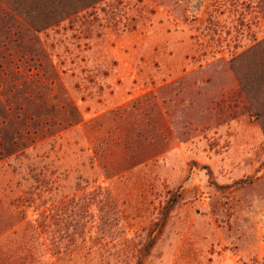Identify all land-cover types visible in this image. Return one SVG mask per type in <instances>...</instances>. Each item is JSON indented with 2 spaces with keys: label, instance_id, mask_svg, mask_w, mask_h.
I'll return each instance as SVG.
<instances>
[{
  "label": "rangeland",
  "instance_id": "374dc122",
  "mask_svg": "<svg viewBox=\"0 0 264 264\" xmlns=\"http://www.w3.org/2000/svg\"><path fill=\"white\" fill-rule=\"evenodd\" d=\"M23 1L76 11L0 0V264H264V107L230 67L264 0ZM56 102L82 120L52 134Z\"/></svg>",
  "mask_w": 264,
  "mask_h": 264
},
{
  "label": "trees",
  "instance_id": "16d2710c",
  "mask_svg": "<svg viewBox=\"0 0 264 264\" xmlns=\"http://www.w3.org/2000/svg\"><path fill=\"white\" fill-rule=\"evenodd\" d=\"M7 1L9 10L15 15H18L35 31H39L50 25L52 22L54 23L55 21H57L58 18L62 16H67L70 13L76 11L64 10L61 12L60 17L52 20H46V18L51 14V12L47 10L37 9L31 4L27 5L26 2L23 0L22 2L24 4L19 1H16L17 3L11 0ZM40 13H43L45 15L42 17L45 20H42ZM262 50H264V40L256 43L246 52H243L237 55L236 57H233L230 61V67L235 73L236 78L238 80L239 91L242 92L245 98L247 99L248 105L255 108L264 107L262 102L263 99L261 98V93L257 90L256 84L250 86L248 84L247 78L245 79L244 76H241V74L238 73L239 71L237 70V68L235 69V67H237V63H242V60L245 59V55L247 56V54L250 53L252 55L251 59L254 61V65L256 68L255 70H259L258 72H260V75L264 76V74L262 73V70H264V56H261V53H263ZM53 110L54 114L56 115V118L55 121L52 122V125L54 128L58 125V128H53V130L51 131L52 134L59 132L60 130L67 129L72 125H77L82 120L80 111L78 110L77 106L73 103L67 102L66 106L63 107L60 102H56L53 107ZM11 153L12 150H10V152H6V155H11Z\"/></svg>",
  "mask_w": 264,
  "mask_h": 264
}]
</instances>
